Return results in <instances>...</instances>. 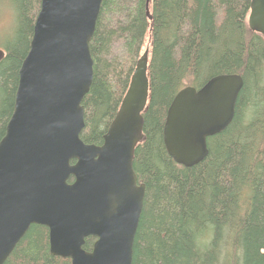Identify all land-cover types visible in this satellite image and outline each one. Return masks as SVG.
<instances>
[{"label": "trees", "instance_id": "trees-1", "mask_svg": "<svg viewBox=\"0 0 264 264\" xmlns=\"http://www.w3.org/2000/svg\"><path fill=\"white\" fill-rule=\"evenodd\" d=\"M9 1L16 26L0 48V140L40 5ZM249 10L250 0H102L89 43L93 80L82 101L85 144H102L148 51L143 139L132 162L145 196L132 264H264V39L248 28ZM231 74L243 80L232 122L207 139L201 163L177 165L163 144L171 101L185 87L198 90ZM94 242L85 239L83 249L90 252ZM4 264L70 260L52 256L47 228L31 225Z\"/></svg>", "mask_w": 264, "mask_h": 264}, {"label": "water", "instance_id": "water-1", "mask_svg": "<svg viewBox=\"0 0 264 264\" xmlns=\"http://www.w3.org/2000/svg\"><path fill=\"white\" fill-rule=\"evenodd\" d=\"M101 3L40 0L0 140V264L31 225L47 228L50 254L70 264H132L145 196L132 162L143 139L148 51L136 63L102 144H85L82 101L93 80L89 43ZM146 9L149 17L148 2ZM247 24L264 39V0H250ZM4 56L0 49V62ZM242 85L240 75H219L175 95L163 144L177 165L190 168L205 159L207 139L232 122ZM90 237L95 242L86 252Z\"/></svg>", "mask_w": 264, "mask_h": 264}, {"label": "rangeland", "instance_id": "rangeland-1", "mask_svg": "<svg viewBox=\"0 0 264 264\" xmlns=\"http://www.w3.org/2000/svg\"><path fill=\"white\" fill-rule=\"evenodd\" d=\"M16 26V10L12 1L0 0V48L8 41ZM119 43L115 45L117 49Z\"/></svg>", "mask_w": 264, "mask_h": 264}]
</instances>
